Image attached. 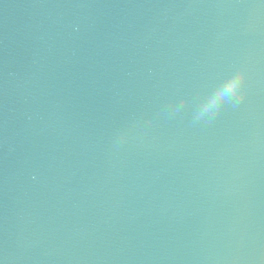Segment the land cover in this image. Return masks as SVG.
<instances>
[{
	"label": "water",
	"instance_id": "1",
	"mask_svg": "<svg viewBox=\"0 0 264 264\" xmlns=\"http://www.w3.org/2000/svg\"><path fill=\"white\" fill-rule=\"evenodd\" d=\"M0 264H264V0H0Z\"/></svg>",
	"mask_w": 264,
	"mask_h": 264
},
{
	"label": "clouds",
	"instance_id": "2",
	"mask_svg": "<svg viewBox=\"0 0 264 264\" xmlns=\"http://www.w3.org/2000/svg\"><path fill=\"white\" fill-rule=\"evenodd\" d=\"M244 78V72L243 70L237 72L235 74V83L232 86H229L231 83V78L229 80H226L222 85L221 89H224V95L228 96L234 93L235 90H237L243 81Z\"/></svg>",
	"mask_w": 264,
	"mask_h": 264
},
{
	"label": "snow or ice",
	"instance_id": "3",
	"mask_svg": "<svg viewBox=\"0 0 264 264\" xmlns=\"http://www.w3.org/2000/svg\"><path fill=\"white\" fill-rule=\"evenodd\" d=\"M235 74H236V73H235ZM235 74L231 77V83H230L229 86H232V85L235 83ZM223 93H224V90L221 89V91H220V95H223ZM217 98H218V97H214L213 100L210 101V103L214 102L215 99H217Z\"/></svg>",
	"mask_w": 264,
	"mask_h": 264
}]
</instances>
